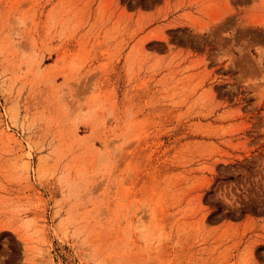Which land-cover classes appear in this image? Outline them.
Instances as JSON below:
<instances>
[{"label":"rangeland","instance_id":"obj_1","mask_svg":"<svg viewBox=\"0 0 264 264\" xmlns=\"http://www.w3.org/2000/svg\"><path fill=\"white\" fill-rule=\"evenodd\" d=\"M0 264H264V0H0Z\"/></svg>","mask_w":264,"mask_h":264}]
</instances>
